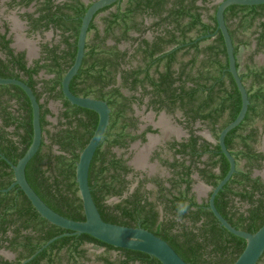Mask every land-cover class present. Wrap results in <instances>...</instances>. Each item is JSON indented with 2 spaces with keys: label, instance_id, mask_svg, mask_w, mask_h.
<instances>
[{
  "label": "trees",
  "instance_id": "1",
  "mask_svg": "<svg viewBox=\"0 0 264 264\" xmlns=\"http://www.w3.org/2000/svg\"><path fill=\"white\" fill-rule=\"evenodd\" d=\"M123 1L95 15L82 66L70 84L73 94L104 100L112 110L109 127L90 166L93 199L104 221L153 232L188 264H233L244 251L246 240L224 228L208 203H199L193 192L197 182L194 175L215 187L230 168L219 143L203 139L196 133L200 129H195V124L204 125L218 141L220 131L238 116L242 105L240 92L228 71L223 37L216 33L217 5L211 7L212 0H128L122 8ZM33 3L34 12L23 15L31 28L59 30L61 41L51 47L44 45V58L28 66L25 53H16L11 47L12 38L5 25V33L0 31V77L24 81L40 101L44 136L39 151L26 167L29 184L54 211L84 221L76 163L94 134L99 116L71 104L63 95L62 80L74 63L81 20L91 3L10 0L9 6L29 8ZM113 8L116 10L103 18L101 30L97 17ZM147 19H152L150 25ZM225 19L240 71V48L251 43L244 35L246 31L256 38L258 49H264V4L230 6ZM210 39V44L202 45ZM42 71L53 77L39 81ZM248 75L258 88L252 93L251 86L248 113L226 137L236 165L245 159L246 167L237 168L216 195L215 205L235 228L255 233L264 224V181L252 177V170L256 164L261 166L264 156L252 145L256 130L251 129L245 136L240 132L252 124L253 116L264 117V71L259 74L250 69ZM240 76L244 80L242 73ZM124 89L132 95L124 94ZM144 100L158 113H181L182 120L178 122L190 133L187 140L178 144L176 153L180 157L170 163L171 176L166 179L140 180L137 175L130 178L133 168L128 159L114 151L115 147L127 149L139 137L132 133L138 129L132 104L138 102L140 106ZM51 101L61 103L59 114L50 110ZM49 117L56 118V123ZM32 140L29 98L18 86L0 85V154L16 164ZM13 182V169L0 155V250L17 254L11 261L0 256V264H161L148 254L116 248L87 234L65 235L44 247L51 239L70 231L42 218L18 186L2 191ZM113 198L118 201L110 202ZM181 201L189 202L191 207L178 222L174 217L176 204ZM87 245L105 251L91 255ZM112 251L117 252L115 257L110 255ZM263 259L264 255L258 264Z\"/></svg>",
  "mask_w": 264,
  "mask_h": 264
},
{
  "label": "water",
  "instance_id": "2",
  "mask_svg": "<svg viewBox=\"0 0 264 264\" xmlns=\"http://www.w3.org/2000/svg\"><path fill=\"white\" fill-rule=\"evenodd\" d=\"M120 1L122 0H94L90 4L81 20V26L77 40V52L74 63L66 72L62 80L63 95L71 104L92 110L99 116L98 125L94 131V134L86 147L80 153L79 160L76 163V182L78 185L79 196L82 200L85 220H72L54 211L42 200V198L29 184L25 173L26 167L29 161L39 151L44 136L41 125L40 101H38L33 89L24 81L17 78L0 77V85H15L20 87L25 92L31 103L33 125L32 143L26 153L16 164H13L4 155L0 154L2 158L11 165L14 172L13 184L8 189H4L2 191L7 192L11 188L18 186L19 189L24 192L34 209L42 218L59 228L70 231V233H65L51 239L46 245H44V247H47L58 238L65 235L87 234L116 248L134 250L148 254L149 256L156 258L161 264H188L178 255V253L171 247V245H169L168 242L153 232L140 226L129 227L104 221L91 193L89 185L90 166L94 155L109 127L112 110L109 104L104 100L73 94L70 89V84L82 66L86 53L89 28L95 15L103 8L111 6ZM215 4L217 5L216 33L220 32L223 37L228 59V71L231 73L240 92L242 105L238 116L220 131L218 137L219 146L222 153L228 159L230 168L226 176L215 187H211L208 208L212 211L214 216L224 228H226L230 233L246 240V247L244 251L233 264H258L264 255V224L255 233H249L247 231L235 228L218 211L215 205V197L219 191L223 189V187L231 180L232 176L237 170L236 160L226 145V137L233 129L237 128L243 122L248 113L250 105L248 90L236 65L237 58L235 55V47L226 23L225 12L230 6L233 5H262L264 4V0H220L216 1Z\"/></svg>",
  "mask_w": 264,
  "mask_h": 264
},
{
  "label": "flooded vegetation",
  "instance_id": "3",
  "mask_svg": "<svg viewBox=\"0 0 264 264\" xmlns=\"http://www.w3.org/2000/svg\"><path fill=\"white\" fill-rule=\"evenodd\" d=\"M61 1L63 0H57V3ZM83 1L87 4L91 3L90 0H83ZM212 1L213 2L211 4V7L215 5L216 0H212ZM9 2L10 0H0V6L1 5L3 6V9H2L3 12L0 11V31L2 33H5V25L8 26L9 28L8 37L12 38L11 47L15 50L16 53L24 52L28 66H32L34 65V62L36 60L44 58V55H45L44 47H43L44 45L48 44L51 47L53 44L59 43L61 41V35H58L60 31L59 30L56 31L54 28L49 29V30L42 29V30L34 31L31 28L29 21L23 16L27 12L28 13L34 12L35 10L34 3L29 8H19V7L11 8L9 6ZM20 23L23 24L24 28L20 26ZM133 35L137 36V33H134ZM23 37L25 40H33L34 42L38 41V46H36V49L38 48L37 51H34V49L30 47L29 48L26 47L24 44ZM147 37L151 38L152 36L151 34L148 33ZM109 43L112 45L115 44L114 41H111ZM255 44L256 45L254 46V50L252 51V54L248 56V60H247L246 67L244 68V70H241V65H240V73L244 75L243 82L248 90V93H249V90H251L250 88L252 85H253V90H251L252 93H255L256 89L258 88L256 83L254 82V79H252L249 75L247 76L248 71L250 69H253L254 71L257 70L259 74H262V71H264V65H257L255 61L258 55L264 56V49H261V50L258 49L256 39H255ZM124 45L125 47H127V45H131V43L124 44ZM246 46L247 45H245V47ZM64 48L65 47L62 44L61 49H64ZM132 51L133 49H131V52ZM42 75H45V77H47L48 74H46L45 71H42L40 76L38 77L39 81L43 79ZM49 77L51 78L53 77V75H49ZM49 77L47 79H49ZM261 78L262 77H259V79ZM41 86L42 84H39V89ZM53 103L54 102L52 101L49 103V108L54 114L57 115L60 113L62 105L60 102L58 103L59 110H58V113H56L52 108ZM132 107L134 109L140 108V109H145L146 112H152L153 114H155L156 119L153 118L151 120L152 122L150 121L149 123L147 122L144 124L142 118L140 116L135 115V117L138 119V122H137L138 129L133 131L132 133L139 135V137L136 140L131 141L127 149L115 147L114 151L116 152L118 156L124 153L125 158L128 159V164L130 165V167L133 168V172L130 174V178L134 177V175H137L136 176L137 179H140V180H145V179L149 180L152 178H160V179L169 178L171 176V172H170L171 170L169 167L170 163L174 162L176 158L180 157L179 154L176 153V150L179 147L178 144L182 141L187 140L190 137L188 128H186L184 124H181L178 122V119L182 120V114L179 116V112H178L176 113V115L173 116L172 114L168 113L166 110H162L158 113L155 110H153V108L148 107L147 100H144L143 104L140 106L138 105V102H133ZM161 115L172 117L175 120V122L178 123L184 129L185 132H187V136L178 137L175 130L170 131L165 128L163 129L162 125L164 124L161 123V119H160ZM259 116L258 115L253 116L252 124L246 125L241 130L240 134L245 136L248 134V132L251 131V129H255L257 132V137L255 138V141L252 142V145L257 153H261L264 156V117L262 118ZM53 118L49 117L50 120ZM154 123H156L157 125H155ZM159 124H162V125L160 126ZM199 126H201V124L199 123L195 124V129H198ZM200 131L201 130H198L196 133L200 135L203 139L207 140L208 142L212 144H217L218 142L217 139L213 136V134L209 130H208L210 133L209 135L215 138V141H212L204 137L200 133ZM235 151H237V149H235ZM205 158H208V157L206 156ZM246 162L247 160L245 159L242 160L239 163V166L237 165V168L242 167L240 169H243L244 167H246L245 165ZM260 165H261L260 167H258L257 164L254 165L253 170H252V177H260L264 181V158ZM160 169H164L167 174H163V172H159ZM215 171L219 172L218 169H216ZM194 178L197 181L196 183L201 182L205 187L209 189L208 198L203 201H200L197 199L198 202L199 203L207 202L209 205L211 187L213 186L208 185L205 182V180L201 179L197 174L194 175ZM149 185H152V184H149ZM194 187H193V192H194ZM133 188L134 186L131 188V191L133 190ZM113 201L117 202L118 199L113 198ZM87 248H89V253L91 251L90 249L93 248L94 249L93 254H100L105 251L104 248H96L95 246H92V245H87ZM5 252H7L10 255H13V257L9 258L5 256ZM116 254L117 252L115 251H112L110 253L112 257H115ZM0 256L11 261V260L16 259L17 254L10 251L9 249L8 250L2 249L0 250ZM90 263L94 264L93 262H90ZM90 263H87V264H90Z\"/></svg>",
  "mask_w": 264,
  "mask_h": 264
},
{
  "label": "rangeland",
  "instance_id": "4",
  "mask_svg": "<svg viewBox=\"0 0 264 264\" xmlns=\"http://www.w3.org/2000/svg\"><path fill=\"white\" fill-rule=\"evenodd\" d=\"M216 1H220V0H216ZM126 2H127V0L123 1L122 6H121L122 8L125 7ZM2 9H3V6L1 5L0 6V11L3 12ZM111 11H115V8L111 9L108 12L102 13L97 18V22H98L97 24H99L100 26L101 25L104 26L103 18L106 17ZM100 21H101V23H100ZM244 35L247 38H250L251 43H250V45H247L246 47L242 46L240 48V51H239V62H240V65H241V70H244V68L246 67L248 56L252 54V51L254 50V46L256 45L255 44V39L256 38L252 35L251 31H246L244 33ZM23 39H24V37H23ZM211 42H212V39L203 42L202 45L205 46L207 44H210ZM252 43H253V45H252ZM120 47L124 49L125 45L123 44ZM255 61H256L257 65H264V56L263 55H258V57L256 58ZM42 77L43 78H48L49 75H47V77H45V75H42ZM52 108H53V110L56 113H58V110H59L58 102H54L53 105H52ZM134 115L140 116L142 118L144 124L147 123V122L149 123L153 118H155V114H153L152 112H146L145 109H140V108H135L134 109ZM160 119H161V123H163L164 125H162V124H159V125L160 126L162 125L163 129L165 128V129H168L170 131L175 130L178 137H180V136H185L186 137L187 136V132H185L184 129L178 123H176L175 120L172 117L161 115ZM56 120H57L56 118L51 119V121H53V122H56ZM154 124L157 125L156 123H154ZM144 126H146V125H144ZM199 129L201 130L200 133L204 137H206V138H208V139H210L212 141H215V138H213L211 135H209L210 133H209L208 129H206V127L204 125L199 126ZM122 155H124V153H122ZM140 160H141V158H140ZM239 168H242V167H239ZM159 172H163V174H167L164 169H160ZM148 187L150 189H152V190L154 189V187L152 185H148ZM194 192H195V194L197 196V199L200 200V201H203V200L208 198L209 189L207 187H205L201 182H198V183H196V185L194 187ZM110 202H114L113 199L110 200ZM90 250H91L90 253L93 254L94 253V249L91 248ZM5 256H7L9 258L13 257V255L8 254L7 252H5ZM90 264H92V263H90ZM260 264H264V259H263V261Z\"/></svg>",
  "mask_w": 264,
  "mask_h": 264
},
{
  "label": "crops",
  "instance_id": "5",
  "mask_svg": "<svg viewBox=\"0 0 264 264\" xmlns=\"http://www.w3.org/2000/svg\"><path fill=\"white\" fill-rule=\"evenodd\" d=\"M122 3H123V2H122ZM127 5H128V0H127V2H126V4H125V7H126ZM121 6H122V4H121ZM121 6H120V7H121ZM125 7H124V8H125ZM115 10H116V8H115ZM100 15H101V14H100ZM100 15H99V16H100ZM99 16H98V17H99ZM98 17H97V18H98ZM96 22H97V19H96ZM151 22H152V19H147V20H146L147 25H150ZM97 23H98V22H97ZM100 23H101V21H100ZM20 26L23 27V24L20 23ZM23 28H24V27H23ZM103 28H104V26L101 25V26H100V29L102 30ZM92 34H93V32H91L90 34H88V40L90 39V37H92ZM50 36H51V35H50ZM24 44H25L26 47H28V48L30 47V48L34 49V51H37V49H38V48L36 49V46H38V41H35V42H34L33 40H25V39H24ZM130 53H133V51H132V52L130 51ZM136 60H137V59H136ZM134 64H137V61L134 62ZM123 91H124V94H126V95H132V93H131L130 91H128L127 89H124ZM58 103H59V102H58ZM180 115H181V113H179V116H180Z\"/></svg>",
  "mask_w": 264,
  "mask_h": 264
},
{
  "label": "clouds",
  "instance_id": "6",
  "mask_svg": "<svg viewBox=\"0 0 264 264\" xmlns=\"http://www.w3.org/2000/svg\"><path fill=\"white\" fill-rule=\"evenodd\" d=\"M190 203L187 201H181L176 204L175 219L179 222L182 220L184 215L190 210Z\"/></svg>",
  "mask_w": 264,
  "mask_h": 264
}]
</instances>
